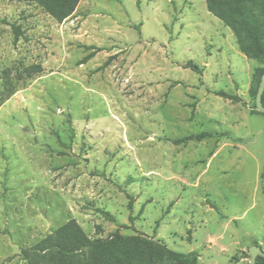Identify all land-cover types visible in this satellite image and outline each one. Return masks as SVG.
Returning a JSON list of instances; mask_svg holds the SVG:
<instances>
[{
    "label": "rangeland",
    "instance_id": "1",
    "mask_svg": "<svg viewBox=\"0 0 264 264\" xmlns=\"http://www.w3.org/2000/svg\"><path fill=\"white\" fill-rule=\"evenodd\" d=\"M261 67L207 0H82L62 23L0 0V101L15 86L0 107V264H28L24 249L71 220L91 239L250 264L264 250Z\"/></svg>",
    "mask_w": 264,
    "mask_h": 264
},
{
    "label": "trees",
    "instance_id": "2",
    "mask_svg": "<svg viewBox=\"0 0 264 264\" xmlns=\"http://www.w3.org/2000/svg\"><path fill=\"white\" fill-rule=\"evenodd\" d=\"M25 1L37 4L53 19L62 23L75 13L82 0ZM207 7L215 17L235 32L240 50L248 58L257 60L263 65L257 69L254 77L252 94L256 100L264 75V0H207ZM13 30L16 39L23 35L21 26L13 25ZM91 56L92 54L83 61ZM189 65L194 71L200 72L198 66ZM42 72L41 65H32L24 71L28 78ZM14 93L13 82L6 80L0 107ZM219 94L235 98L223 92ZM211 137H213L211 133L202 132L178 139L175 143L202 141ZM129 199V209L132 210L133 199L131 196ZM106 216L114 221L110 215L106 214ZM23 252L28 264H199L197 252H177L153 238L121 235L118 231L107 239H91L74 220L69 221L35 246L24 249ZM256 264H264V257L259 256Z\"/></svg>",
    "mask_w": 264,
    "mask_h": 264
},
{
    "label": "water",
    "instance_id": "3",
    "mask_svg": "<svg viewBox=\"0 0 264 264\" xmlns=\"http://www.w3.org/2000/svg\"><path fill=\"white\" fill-rule=\"evenodd\" d=\"M263 94H264V75L261 79L260 86L258 89V93L256 96L257 109L262 113H264ZM249 253L251 255L250 264H256L257 258L259 256L264 257V250L261 248L260 245L251 246L249 249Z\"/></svg>",
    "mask_w": 264,
    "mask_h": 264
}]
</instances>
